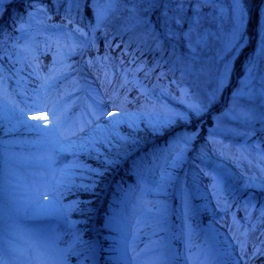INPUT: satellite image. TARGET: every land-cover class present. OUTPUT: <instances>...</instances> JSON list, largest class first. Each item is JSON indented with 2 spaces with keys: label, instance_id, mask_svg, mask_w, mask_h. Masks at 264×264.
<instances>
[{
  "label": "rangeland",
  "instance_id": "374dc122",
  "mask_svg": "<svg viewBox=\"0 0 264 264\" xmlns=\"http://www.w3.org/2000/svg\"><path fill=\"white\" fill-rule=\"evenodd\" d=\"M27 14L29 17L25 23L26 28L23 30L19 28L20 31L12 37L10 47L15 49L12 58L19 59L20 52L27 51L24 49V44L26 38L30 36L33 44L28 48L29 54L33 56L36 54L34 49L36 35L49 36L55 42L53 49L59 54L57 58L60 61H63L61 60L63 58L59 56L73 54L77 47L86 48L89 45V39L86 36L89 34L81 26L73 24L71 27L49 21L51 14L41 5L28 10L25 17ZM141 35V33L138 35L139 39ZM214 38H216L214 32L205 29L202 37L196 38L194 42L205 46L206 43L215 41ZM49 43L52 42L49 41ZM59 46L62 47L57 50ZM166 50L173 61L172 66L179 67L183 74H190L191 65L184 62L190 52L182 51L175 45H170L162 51ZM201 52L204 50L199 48L197 53L201 54ZM79 57L80 55L72 62L62 63L58 68H49L51 73L44 85H41L39 74L29 72L38 80V86L28 92V96H31L30 101H26L22 96L25 93L21 92H25L28 88L24 84L21 87L19 79L15 80V86L19 88L18 92L13 95L11 91L14 87L10 85L11 91L7 90V81L3 78V81H0V99L2 98L4 102L11 101L20 107L31 105L39 99L48 108L55 107L57 116L63 121L61 131L70 135L72 131H78L81 124H87L89 105L93 103L94 97L104 100L106 112L114 111L115 101L124 100L125 105L129 104L130 100L121 99L119 90L133 80V84L139 86V94L149 100H146L148 102L145 108L132 105V108L122 109L127 115L123 117L124 122L116 127L115 132L127 139L118 140L114 137L111 147L105 145L101 148L106 155L114 158L116 163L107 167L103 175L97 178L96 185L123 168L133 167L135 173L150 169L152 165L150 168L144 167L139 162L147 155L148 149L152 148L149 145H153L155 136L149 133L141 135L138 132V125L144 121L150 125H164L162 127L165 129L172 130L176 128L179 121L165 125V113L172 110L163 101H154L147 87L144 84H138L133 72L127 67L117 65L109 55H105L102 63L82 61ZM206 58L208 56H205ZM194 59L199 60L197 56H194ZM81 61V68L74 72L73 64ZM28 64L31 65L29 62ZM178 86L179 98L183 100L187 95L188 86ZM253 99L264 107V86L259 82L254 87ZM46 116H48L47 112H29L27 114L28 123L38 121L44 123ZM96 124L101 125L100 131L96 130ZM106 126L107 121L105 120L93 121L91 127L86 129V133L96 136L107 135V132L112 129L107 128L105 131ZM252 130H254L253 126L248 128V132ZM16 131L13 123H6L3 134L8 137L9 143L0 140V250L4 253L3 258L7 261L16 256L19 260H26V254L19 256L20 258L17 255L21 245L28 242L36 255L31 262H21L22 264H100L98 260L100 245L96 239H93L91 245L88 246L89 250L86 255L72 262L68 257L73 255V244L60 246L55 240V234L52 233V228L58 225L72 232L74 240H77L79 236V230L75 229L74 221L70 216L77 208L76 205L66 210L63 215L55 211V208L60 205L68 209V206L75 202L70 196L76 192H83L75 188L66 191L63 187H57L56 184L61 171L71 165L76 157L70 152L57 154L55 149L59 148V145L50 141L38 147L23 148L18 144L19 140L7 135H14ZM28 134L30 133L26 136ZM83 135L85 133H78L77 136L72 137V140H78ZM24 139L41 140L39 134L30 135ZM223 139L222 135H215L210 139L212 145L210 143L206 147L201 146L198 152H192L194 160L187 162L184 168V176L187 178V185L181 190L182 193L184 192V201L188 202L187 198L196 188H202L215 196L226 198L228 189L223 188L222 193H216L213 189L212 177L218 173H224L225 180L232 187L239 186L241 181L236 179L233 173L236 171L248 180L243 189H239V194H247L245 191L252 189L263 198L261 204L255 205V197L242 198L238 205H235L236 208L240 207L243 214V218L238 219L233 211L220 209L217 199L213 198L206 210L207 220L202 227L201 237L194 239L192 238L194 231L192 224L185 219L174 225L171 221V204L165 203L162 199H158L161 204V218L150 221L152 215L137 207L139 203L136 196L140 197L139 195L146 191V188H142L139 193L131 197V200H135L134 202L125 201L117 208L114 194H106L102 227L105 230L103 232L104 243H100L105 253L103 256L107 260L114 264H156L155 260L160 257L164 259L165 264H256L260 253L253 254L255 249L264 252V139L255 137V133L236 138L234 142L236 155L231 157L224 156L223 153L212 148ZM230 141L227 140L222 145H230ZM63 143L67 144L68 141ZM204 147L209 152V156L201 159L197 154ZM162 152L167 153L166 150ZM92 155L94 157L96 154ZM153 156L149 155V158L152 159ZM48 157H53L54 162H50ZM78 158L94 168L104 167L96 159L87 155H80ZM253 178L254 183H252ZM73 179L79 183L78 177ZM37 189L49 193L50 199L41 200L40 203L51 206L50 214L34 215L30 211L23 210V207L34 199ZM113 189L119 191V184H115ZM175 238L179 240V249H175L172 243ZM87 242L85 238L79 241L83 245ZM132 256L137 257L136 261L130 260Z\"/></svg>",
  "mask_w": 264,
  "mask_h": 264
},
{
  "label": "trees",
  "instance_id": "16d2710c",
  "mask_svg": "<svg viewBox=\"0 0 264 264\" xmlns=\"http://www.w3.org/2000/svg\"><path fill=\"white\" fill-rule=\"evenodd\" d=\"M240 3L244 10L241 38L238 46L231 51L226 46L237 23L232 11L233 0H214L210 5L186 0H3L0 4V43L7 46L22 14L28 8L41 4L52 14V21L66 23L70 20V24L77 23L89 33L91 47L85 50L86 55L101 60L103 54H111L119 63L132 69L137 79L148 85L152 97L166 103L169 109L189 112L190 104L204 100L214 92V102L200 116H191L188 122L178 120L172 130L160 127L154 132L152 125L144 121L139 126L141 135L149 133L155 136L153 145H150L152 148L177 142L175 148L168 147L169 158L155 160L149 180L162 185L159 187L163 190L161 197L177 202L179 189L186 181L182 178L178 182L184 164L194 160L192 152H198L200 145L210 143L213 135L220 134L232 141L227 148L222 147V143L215 145L226 156L235 154L233 143L236 138L255 133V137L264 139V107L253 99L256 83L264 86V0H240ZM205 29L214 32L215 41L205 46L197 45L194 40L201 38ZM170 45L190 52L184 60L191 65L190 74H183L179 67L172 66L167 50L162 51ZM199 48L204 52L198 54ZM194 56L199 60H195ZM205 56L208 58L205 59ZM1 64L6 71L12 66L8 60ZM225 64L229 69L227 80L220 87L219 80ZM177 84L189 88L183 100L179 98ZM122 93L126 95V90ZM1 123L0 133L4 131ZM18 125L23 128V125ZM251 126L254 130L248 132ZM181 149L182 159L174 162L176 153ZM197 155L206 158L209 152L205 148ZM233 173L237 179L248 181L240 173ZM122 174H114V181L119 178L127 185L134 183L137 177L132 172L127 173L128 178ZM138 179L148 181L145 174L138 175ZM208 195V192H196L194 201L200 210L206 208ZM231 195L235 198L234 193ZM247 195L255 196L252 191ZM150 198L144 206H154V196ZM77 199L94 205L97 196L81 194ZM219 199L222 207L228 206L224 199ZM83 204L79 203L81 207ZM93 217L89 214L74 215L83 226H88ZM100 221L98 217L96 223Z\"/></svg>",
  "mask_w": 264,
  "mask_h": 264
},
{
  "label": "snow or ice",
  "instance_id": "6c2138e0",
  "mask_svg": "<svg viewBox=\"0 0 264 264\" xmlns=\"http://www.w3.org/2000/svg\"><path fill=\"white\" fill-rule=\"evenodd\" d=\"M3 0H0V4H2ZM150 2H155V0H150ZM204 2H211V0H204ZM234 8L232 9L234 18L237 23L232 31V34L229 38L227 44V50L231 51L235 47L238 46V41L241 38V23L244 17V10L240 3V0H233ZM166 15V13H165ZM179 23V20H177ZM228 65L225 64V68L223 73L220 76L219 86L222 87L226 80L228 74ZM215 100V93L208 95L204 100L198 101L195 104H190L189 112L184 111H168L165 113V125H170L177 120L188 122L191 116H200L205 109L211 105ZM29 112H47L48 116L44 117L45 122L40 123L39 121L36 123H28V119L26 118ZM11 113V115L16 119L17 124L24 125L30 131H34L39 134L40 139L42 141H50L59 145V148L55 149L57 154L62 152H70L76 157L74 162L67 166L65 169L61 171L60 178L56 181L57 187H63L66 191H71L75 188L78 191L83 192H92L96 187V180L98 177L103 175V172L107 169L108 166H111L116 163V160L112 158L110 155H106L101 148L103 146H112V139L115 137L118 140H126V137H120L118 133L115 132L116 127L123 123V117L127 115L122 110L106 112L104 107V100L102 98L97 99L93 98V103L89 105V117L87 124H81L78 128V131H72L71 134H66L61 131L62 128V119L57 116V111L55 107L48 108L46 104H44L39 99L34 101L31 105L26 107H20L18 104H14L11 101L0 103V122H2L6 116ZM48 117H51L50 119ZM107 121V128H111L112 131L107 132V135H88L86 133V129L91 127L93 121ZM164 125L154 124L152 125L153 131L157 132L160 130V127ZM96 130H101V125L96 124ZM10 131L12 129H9ZM78 133H85V135L80 136L78 140H72V137L77 136ZM188 139V137H185ZM64 141H68L67 144L63 143ZM93 153L96 155L93 157ZM80 155H87L90 158L96 159L100 164L104 165L103 168L92 167L86 162L80 160L78 157ZM183 157V149L176 153L174 157V162L181 160ZM50 162H54L53 157H48ZM78 170V171H75ZM207 174V173H206ZM74 177L79 178V183L76 182ZM213 179V189L216 193L220 194L223 192L222 182L226 179L224 173H218L217 175L212 177ZM254 178L252 183H254ZM50 195L46 191H40L37 189L35 193L34 199L30 200L27 205L23 207V210L30 211L34 215H46L50 214L51 206L49 204L40 203L41 200H49ZM79 203H89L88 201H76L73 205L68 206V209H65V206L60 205L55 208V211L61 215L65 213L66 210H70L75 205ZM78 239V238H77ZM243 251V249H242ZM260 253V249H255L253 254ZM137 257H130L131 261H136ZM0 264H8L2 255H0Z\"/></svg>",
  "mask_w": 264,
  "mask_h": 264
},
{
  "label": "bare ground",
  "instance_id": "6f19581e",
  "mask_svg": "<svg viewBox=\"0 0 264 264\" xmlns=\"http://www.w3.org/2000/svg\"><path fill=\"white\" fill-rule=\"evenodd\" d=\"M28 17H29V15L27 14V15H26V19H27ZM31 42H32V40L29 38V39H28V43L30 44ZM25 249H26V245L24 246V244H23V248H22V250L25 251ZM0 255H2V256L4 257V254L2 253L1 250H0ZM31 257H32V252H29V255H28L27 260L30 261V260H31ZM153 257L156 258V256H153ZM153 257H151L152 260H153ZM155 261H156V264H165L164 259H160V257L157 258ZM13 262H14V260H13ZM8 264H13V263H10V262H9Z\"/></svg>",
  "mask_w": 264,
  "mask_h": 264
},
{
  "label": "water",
  "instance_id": "95a60500",
  "mask_svg": "<svg viewBox=\"0 0 264 264\" xmlns=\"http://www.w3.org/2000/svg\"><path fill=\"white\" fill-rule=\"evenodd\" d=\"M198 1H201L202 3H204V4H209V2H204V0H198ZM211 2H213V0H211ZM210 2V3H211Z\"/></svg>",
  "mask_w": 264,
  "mask_h": 264
}]
</instances>
